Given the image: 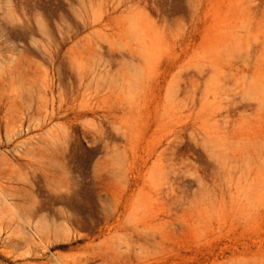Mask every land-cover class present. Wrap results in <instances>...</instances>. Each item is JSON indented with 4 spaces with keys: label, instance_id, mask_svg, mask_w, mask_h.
Listing matches in <instances>:
<instances>
[{
    "label": "rangeland",
    "instance_id": "374dc122",
    "mask_svg": "<svg viewBox=\"0 0 264 264\" xmlns=\"http://www.w3.org/2000/svg\"><path fill=\"white\" fill-rule=\"evenodd\" d=\"M0 264H264V0H0Z\"/></svg>",
    "mask_w": 264,
    "mask_h": 264
}]
</instances>
